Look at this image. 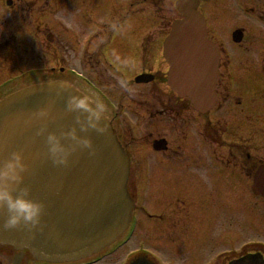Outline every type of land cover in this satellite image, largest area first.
Listing matches in <instances>:
<instances>
[{
  "label": "flooded vegetation",
  "instance_id": "flooded-vegetation-1",
  "mask_svg": "<svg viewBox=\"0 0 264 264\" xmlns=\"http://www.w3.org/2000/svg\"><path fill=\"white\" fill-rule=\"evenodd\" d=\"M174 1L142 0L141 3L144 8L163 10L165 2ZM197 3L196 11L205 20V38L217 51L218 77L213 107L202 113L186 98L171 92L173 97L166 96L159 86L163 82L159 81L157 72H150L153 75L149 83L151 96L139 100L127 94H114L109 99L101 97L118 139L130 154L127 188L135 206L131 239L137 242L135 246L128 244L130 242L114 244L87 260L61 264H264V238L261 237L264 235V195L252 188L255 172L264 164V0H199ZM90 9L79 0H0V99L39 81L62 79L66 74V61L59 62L51 52L56 41L62 45V40L67 52L80 57L77 60L81 69L91 68L88 76L84 75L89 84L113 90L117 86L113 82L114 65L108 59L102 61L98 50L91 47L95 30L89 28L100 14L95 8L94 14ZM132 9L133 2L129 1L123 7L113 5L102 10L106 14L114 11L121 23L132 20L135 23L136 28L131 29L134 38V41L130 39L131 61L137 49L142 55L146 53L136 36L148 21V14L144 15L143 10L140 16L138 12L134 15ZM69 11L76 12L77 33L63 26ZM56 16L61 21H56ZM158 20L162 38L171 22L165 17ZM106 51L112 52L111 49ZM165 67L167 69L166 64ZM131 75L132 72L128 78ZM66 79L78 82L67 74ZM130 81L129 78L122 82L128 87ZM80 84L88 86L85 82ZM242 104L254 105V108L243 110L239 107ZM124 116L133 117L137 122L130 124ZM135 132L143 136L138 139ZM142 146L149 152L146 149V154H140ZM151 195L161 204L152 203ZM229 200L238 203L231 204ZM246 200L254 202V206L248 204L251 213L247 214L248 223L259 228L254 237L216 250L209 244L199 241L185 244V240L177 238L186 227L196 228L202 224V221L197 224L191 216L206 213L213 221L205 224L202 235L204 232L213 235L214 222L215 228L226 230L228 221L222 227L217 222L218 214L226 209L238 213L239 206ZM172 201L175 213L186 216L183 224L175 225V230L164 220L167 213L163 212ZM216 202L218 206L213 211L212 204ZM139 215L149 219L150 225L154 224L151 227L154 232L150 227L147 229L154 239L167 243L159 242L172 259H159L143 239L134 236L140 226ZM242 220L244 214L238 222ZM123 251L126 256L112 263ZM140 253L141 256H136ZM0 264L59 263L38 262L27 252L20 255L12 248L0 247Z\"/></svg>",
  "mask_w": 264,
  "mask_h": 264
},
{
  "label": "water",
  "instance_id": "water-1",
  "mask_svg": "<svg viewBox=\"0 0 264 264\" xmlns=\"http://www.w3.org/2000/svg\"><path fill=\"white\" fill-rule=\"evenodd\" d=\"M197 2L175 3L184 19L172 24L162 56L170 66V89L190 98L199 111H206L214 101L216 54L205 40L202 17L194 11ZM138 78V82L151 80L148 76ZM60 83L35 85L0 101V160L12 150H22L29 164L24 183L30 186L33 198L45 205L40 230L29 233L0 227V245L27 249L36 260L48 262L84 259L112 244L126 230L133 207L126 191L129 156L108 121L104 135L89 133L95 155L78 150L66 167L52 163L45 136L36 135L39 125H24V120L50 99L57 118L48 130L59 132L74 123V113L63 114L64 100L74 87L58 96ZM257 179L258 191L264 195V167ZM2 218L0 210V223Z\"/></svg>",
  "mask_w": 264,
  "mask_h": 264
},
{
  "label": "rangeland",
  "instance_id": "rangeland-1",
  "mask_svg": "<svg viewBox=\"0 0 264 264\" xmlns=\"http://www.w3.org/2000/svg\"><path fill=\"white\" fill-rule=\"evenodd\" d=\"M83 3L84 6L91 8L90 11H92V13L94 14L93 10L95 8L96 13L100 14L99 17L91 26V28H89L90 30H95V34H94V40L91 42V47L96 48L99 52V54L103 57V59L107 58L109 60V62L114 65V70H116L117 72H119L123 77H126L129 73L134 72L135 73H139V72H144V71H149V72H157L159 78V81L163 82V84H160L159 86L161 87V89L165 92L166 96H171V94H169V91L167 89V87L164 84L165 81V64L163 62V60L161 59L160 55V45L161 42L164 38V35L162 38L161 35L159 34L160 32L158 31V17L162 18H168V20H170V22L176 18L179 17L178 14L175 13V10L173 8V4H168L167 2H165V9L160 10V9H151V8H145L146 11H148L150 13V17L149 19H151L150 21H152V25H150L149 29L147 31H145V34L148 35H144L146 36L144 38L145 40V44L148 47L147 49H149L147 51V56L145 53V56L142 57L143 55H140L138 53L134 54L133 59H134V64H132L131 61V55L130 52L133 49V45L131 46V42L130 39L134 41V38L131 37L133 34L131 32L132 28H136L135 23H133V20L131 22H126L125 23H121L119 19H117L115 17V13L114 11H112L110 14L109 13H103V8L104 7H111L114 5V7H123V5H125L126 2L132 1V0H79ZM134 4L135 3H139L140 7L137 10L138 12L141 11L142 7H144L141 4V0H133ZM173 2V0H172ZM137 6V5H135ZM148 12H145V15H147ZM76 12L71 13L69 11L68 13V18L66 19L67 21L65 22V24H63V26H68V30L70 32L74 31L76 32V28L74 26V20L76 18ZM118 16V14L116 15ZM167 16V17H166ZM119 17V16H118ZM56 21L60 20L58 18V16L55 17ZM121 18V17H119ZM61 21V20H60ZM76 22V21H75ZM84 26H88L87 24L83 23ZM120 25V26H118ZM72 30V31H71ZM56 32V31H55ZM131 32V33H130ZM150 34H152L150 36ZM59 38V36H58ZM58 38H56V40H58ZM109 38H112V42L109 43ZM62 40V38H60ZM55 40V41H56ZM58 49V50H56ZM107 49H111L112 52H107ZM56 50V51H55ZM40 50H38L37 52H39ZM54 55V58H57L59 62H62L63 60L66 61L67 66H69L70 68H73L75 71H80L79 69L80 67V63H78L77 59H80V57L74 55L73 56V52L69 53L65 50L64 48V43L62 40V45L61 43H59L58 41H56V46L54 47V50L51 51ZM107 52V53H106ZM130 55V56H129ZM145 58V59H144ZM43 61H45V58H42ZM140 62V63H139ZM155 62H159L158 67H156V63ZM64 63V61H63ZM139 63V64H138ZM138 64V66H137ZM82 65V64H81ZM56 66V65H54ZM155 66V67H154ZM83 68V65H82ZM85 68V70H84ZM83 70L84 72H91V68L90 67H85L84 66ZM102 69V68H101ZM162 77H164V80L162 79ZM128 78V77H127ZM113 82L117 83V86H114V89L111 90L109 88L108 91L105 90V92H109L111 94V97H114V94L116 95H129L132 96L131 98H134L135 100H139V98L141 99V97L144 96H151L150 92L152 91V89L149 87L150 85H139L134 83L133 81L129 83L128 87H125L124 84H122V82L120 80H118L116 77L113 76ZM160 91V90H158ZM173 97V96H171ZM126 105V104H125ZM256 106V105H255ZM241 109L243 110H247V109H253L254 105H250V104H242L239 106ZM258 106H256L257 108ZM264 107V106H263ZM239 108V109H240ZM221 115V114H220ZM223 115V114H222ZM124 118H126V120H128V122L131 124L136 123V119L134 120L133 117H127L124 116ZM136 136V138H140L141 136H143V134H141L140 132H135L134 134ZM139 142V141H137ZM147 148H145V146L140 147L141 152H139L140 154L142 153H147ZM149 152V150H148ZM152 160V158H151ZM151 199H153L152 203L154 204H161V201H158V198H156L155 195H151L150 197ZM173 202H171V204L166 205L165 211H163L164 213H167L166 218H164V220L172 226L173 230H175L174 227H176L175 225H179V223L181 222L182 224L184 223L183 221L185 220V214L181 213V212H176L175 213V209L176 207L173 206ZM189 202V201H188ZM238 203V201H232L229 200V203L233 204V203ZM162 203L166 204L167 202L162 201ZM248 204H250L251 206H254V202H248V200L243 201V203H241V205L239 206V211L238 213H233V211L231 209H226L225 212H222V208L220 207V212L218 215V220L217 222L222 225L223 224L226 225V222L228 221V227L226 230H221V228H215L212 225V230H214L213 235L208 236L207 232H204V234L202 235L201 232L203 233V227L205 226V224L208 222H212L213 220L211 219V216L206 213L204 216H198V215H194L191 216L192 220L195 221L197 224L200 223L202 221V224L198 227V225H196V228L192 227V228H187L180 234L178 235V239L180 240H185L186 243L185 244H195L194 242H198L201 244H209L208 246L210 248H212L213 250L216 249H220L225 247L228 244H231L232 242H238V240H242V239H246V238H252L255 235H257V232L255 231L256 229L259 230V228L257 226H254V224H250L248 223V216L247 214H250L251 211H249V206ZM156 206V205H155ZM215 206L216 204H212V210H215ZM231 208V206H229ZM157 208V206H156ZM244 212V213H242ZM198 214H200L199 212H197ZM227 213V214H226ZM246 213V214H245ZM244 214V220L238 222V220H240V216H243ZM189 215V214H188ZM229 215V216H227ZM232 215V216H231ZM138 223L140 226L137 227L136 232H135V237L137 239H143L146 243L147 246H150V249H152L155 252V256L158 257L159 259H164L165 261H169V258L171 257V254L168 252H166L164 249H162L161 244H167L165 242L158 241L157 239H154V237L152 236L151 232L147 229L150 227L153 228L154 224L150 225L152 222H150L149 219H145L142 216H138ZM210 220V221H209ZM217 224V223H216ZM201 228V230H200ZM152 232H154L153 229H151ZM158 229H156V232L158 233ZM163 232V231H162ZM159 234V233H158ZM264 238V235L261 236ZM136 239H131L129 244H133L135 246L136 244ZM161 244H160V243ZM175 244V243H174ZM207 246V248H208ZM214 252V251H213ZM125 255V251H123L121 254H119L118 256H116L112 261V263L117 262L118 260H120L121 258H123V256ZM172 259V258H170Z\"/></svg>",
  "mask_w": 264,
  "mask_h": 264
},
{
  "label": "clouds",
  "instance_id": "clouds-1",
  "mask_svg": "<svg viewBox=\"0 0 264 264\" xmlns=\"http://www.w3.org/2000/svg\"><path fill=\"white\" fill-rule=\"evenodd\" d=\"M71 85L60 83L57 95L60 96ZM54 101L34 110L24 120L25 126L39 125L36 135L45 136L47 153L56 166H68L70 157L78 150H87L95 155V146L89 133L104 135L107 132L106 106L95 91L72 88L64 100V112L74 113V123L59 132L49 131L48 125L57 117L53 111ZM29 164L22 150H12L0 160V210H3V230H25L29 233L40 230L45 205L33 198L31 188L24 183Z\"/></svg>",
  "mask_w": 264,
  "mask_h": 264
},
{
  "label": "bare ground",
  "instance_id": "bare-ground-1",
  "mask_svg": "<svg viewBox=\"0 0 264 264\" xmlns=\"http://www.w3.org/2000/svg\"><path fill=\"white\" fill-rule=\"evenodd\" d=\"M134 234V233H133ZM133 236V235H132Z\"/></svg>",
  "mask_w": 264,
  "mask_h": 264
}]
</instances>
